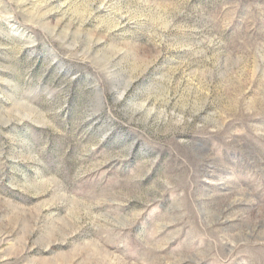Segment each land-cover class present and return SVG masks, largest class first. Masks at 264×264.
I'll use <instances>...</instances> for the list:
<instances>
[{
  "label": "rangeland",
  "instance_id": "obj_1",
  "mask_svg": "<svg viewBox=\"0 0 264 264\" xmlns=\"http://www.w3.org/2000/svg\"><path fill=\"white\" fill-rule=\"evenodd\" d=\"M0 264H264V0H0Z\"/></svg>",
  "mask_w": 264,
  "mask_h": 264
}]
</instances>
